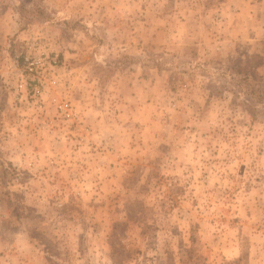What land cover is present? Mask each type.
<instances>
[{"label":"rangeland","instance_id":"rangeland-1","mask_svg":"<svg viewBox=\"0 0 264 264\" xmlns=\"http://www.w3.org/2000/svg\"><path fill=\"white\" fill-rule=\"evenodd\" d=\"M29 37L79 118L0 74V264H264V0H0Z\"/></svg>","mask_w":264,"mask_h":264},{"label":"built area","instance_id":"built-area-1","mask_svg":"<svg viewBox=\"0 0 264 264\" xmlns=\"http://www.w3.org/2000/svg\"><path fill=\"white\" fill-rule=\"evenodd\" d=\"M13 53L8 56L5 70H0L10 90L11 104L15 108L43 112L49 102L61 119L74 120L78 117L76 108L69 98L47 96L57 67V54L45 49L38 38L29 37L14 41ZM0 75V76H1Z\"/></svg>","mask_w":264,"mask_h":264},{"label":"crops","instance_id":"crops-1","mask_svg":"<svg viewBox=\"0 0 264 264\" xmlns=\"http://www.w3.org/2000/svg\"><path fill=\"white\" fill-rule=\"evenodd\" d=\"M1 35H2V34H1ZM136 75H137V73H135V76H134V77H136ZM135 80H136V79H135ZM134 83H136V87L134 88L135 90H133V91L139 90L138 92H142V93H144V94H147V93L150 94V93L155 89V87L152 86L151 83H149V84L146 83V84H143V85H142V84H141V81H139L138 79H137ZM130 100H131L132 102L137 103V101H138L137 94H135L134 97H130ZM119 106L121 107V110H125V108H126V107H125L126 105H124V104L122 103V101L120 102ZM134 109H135V110H133L132 108L129 107L130 116H132V117L135 118L136 115H140V114H141V111H139L138 106H135ZM138 113H139V114H138Z\"/></svg>","mask_w":264,"mask_h":264}]
</instances>
